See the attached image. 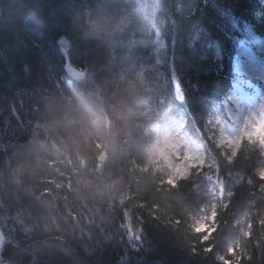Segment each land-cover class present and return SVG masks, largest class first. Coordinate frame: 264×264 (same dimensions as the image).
Segmentation results:
<instances>
[{"label":"trees","instance_id":"obj_1","mask_svg":"<svg viewBox=\"0 0 264 264\" xmlns=\"http://www.w3.org/2000/svg\"><path fill=\"white\" fill-rule=\"evenodd\" d=\"M243 23L261 0H0V264H264V138L209 120ZM172 119L204 156L178 176Z\"/></svg>","mask_w":264,"mask_h":264},{"label":"rangeland","instance_id":"obj_2","mask_svg":"<svg viewBox=\"0 0 264 264\" xmlns=\"http://www.w3.org/2000/svg\"><path fill=\"white\" fill-rule=\"evenodd\" d=\"M241 35L244 45L239 50L235 64L236 83L240 86V93H244L251 82L259 80L261 85L257 95L252 98L244 100L238 94L231 96L216 109L214 120H210L217 132L219 144L229 150L235 149L241 139L264 138V39L257 37L250 27H244ZM59 47L66 53L69 43L65 39L60 40ZM70 72L72 74L73 71L70 69ZM177 124L178 128L170 129L149 145L151 157L162 158L171 167L172 176L184 174L185 167L204 161L202 151L185 137L181 131L182 124ZM204 227L206 224L201 220L198 229ZM2 239L1 235L0 244Z\"/></svg>","mask_w":264,"mask_h":264},{"label":"snow or ice","instance_id":"obj_3","mask_svg":"<svg viewBox=\"0 0 264 264\" xmlns=\"http://www.w3.org/2000/svg\"><path fill=\"white\" fill-rule=\"evenodd\" d=\"M61 67H63V65H61ZM261 181H264V179H261ZM210 229H208V230H205L203 233H196L197 235H201L202 234V237L203 236H207L208 235V231H209ZM207 252H212L213 251V249L212 248H207V249H205ZM242 251V250H241ZM228 255H230V256H236L237 255V249H235V248H233V249H230L229 250V252H228ZM225 259V257H223V258H221V262H222V264H223V260ZM230 264H231V262H230Z\"/></svg>","mask_w":264,"mask_h":264},{"label":"water","instance_id":"obj_4","mask_svg":"<svg viewBox=\"0 0 264 264\" xmlns=\"http://www.w3.org/2000/svg\"><path fill=\"white\" fill-rule=\"evenodd\" d=\"M74 75H75L76 77H78V78H81V77H82L81 73H79V72H75ZM0 235H1V229H0Z\"/></svg>","mask_w":264,"mask_h":264},{"label":"bare ground","instance_id":"obj_5","mask_svg":"<svg viewBox=\"0 0 264 264\" xmlns=\"http://www.w3.org/2000/svg\"><path fill=\"white\" fill-rule=\"evenodd\" d=\"M65 40H66V42H68L67 38ZM209 120H214V116L213 115H209Z\"/></svg>","mask_w":264,"mask_h":264}]
</instances>
